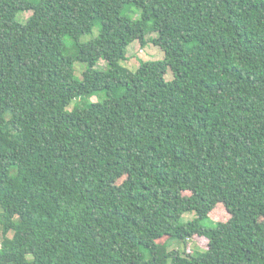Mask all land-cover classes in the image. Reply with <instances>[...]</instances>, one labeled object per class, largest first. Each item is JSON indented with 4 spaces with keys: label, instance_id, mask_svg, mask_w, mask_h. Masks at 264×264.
<instances>
[{
    "label": "trees",
    "instance_id": "obj_1",
    "mask_svg": "<svg viewBox=\"0 0 264 264\" xmlns=\"http://www.w3.org/2000/svg\"><path fill=\"white\" fill-rule=\"evenodd\" d=\"M0 262L264 264V0H0Z\"/></svg>",
    "mask_w": 264,
    "mask_h": 264
},
{
    "label": "rangeland",
    "instance_id": "obj_2",
    "mask_svg": "<svg viewBox=\"0 0 264 264\" xmlns=\"http://www.w3.org/2000/svg\"><path fill=\"white\" fill-rule=\"evenodd\" d=\"M127 13L132 16L133 18H138L140 16V10L136 6H132L131 9L127 11ZM31 14V12H21L19 14V18L26 19ZM99 33V27H95L93 33L85 35L82 37L81 40H89L92 37L96 36ZM156 36V33H151L147 35V39H151ZM164 58V50L153 43V41L147 42L145 45H142L140 41L135 40L132 42L128 47V58L127 60L122 61L121 63L124 66L129 67L131 70H136L141 62L147 61V60H158ZM82 63V62H81ZM76 63L75 65V74L77 77H80L83 70L85 69V63ZM99 66L105 67L106 62L101 60L99 62ZM167 80H171L173 78V73L169 69L166 74ZM96 96H93L91 99L96 100ZM74 105V102L69 106L70 109H72ZM189 193V192H185ZM195 216L194 213L189 212L184 215L182 220H187L190 218H193ZM210 216L214 220H220V221H226L230 217V213L227 211V209L223 206V203H218V205L210 212ZM208 245V239L203 236H194L191 239L187 240V244H183L180 242H173L169 249L178 248L181 251H188L192 252L194 250H203L206 249Z\"/></svg>",
    "mask_w": 264,
    "mask_h": 264
},
{
    "label": "water",
    "instance_id": "obj_3",
    "mask_svg": "<svg viewBox=\"0 0 264 264\" xmlns=\"http://www.w3.org/2000/svg\"><path fill=\"white\" fill-rule=\"evenodd\" d=\"M0 264H1V262H0Z\"/></svg>",
    "mask_w": 264,
    "mask_h": 264
}]
</instances>
